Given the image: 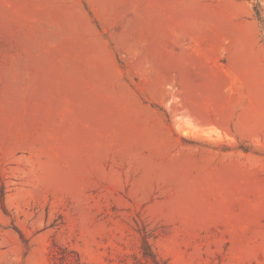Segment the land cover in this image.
<instances>
[{
    "label": "rangeland",
    "instance_id": "1",
    "mask_svg": "<svg viewBox=\"0 0 264 264\" xmlns=\"http://www.w3.org/2000/svg\"><path fill=\"white\" fill-rule=\"evenodd\" d=\"M264 0H0V264H264Z\"/></svg>",
    "mask_w": 264,
    "mask_h": 264
},
{
    "label": "trees",
    "instance_id": "2",
    "mask_svg": "<svg viewBox=\"0 0 264 264\" xmlns=\"http://www.w3.org/2000/svg\"><path fill=\"white\" fill-rule=\"evenodd\" d=\"M255 11H256L257 18L260 19L263 22L264 21L263 20V16L261 14V10H260L258 4L255 5Z\"/></svg>",
    "mask_w": 264,
    "mask_h": 264
}]
</instances>
